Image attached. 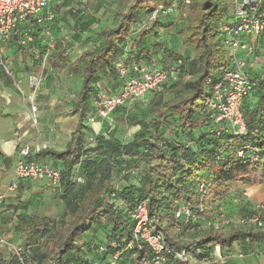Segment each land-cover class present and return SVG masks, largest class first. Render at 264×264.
Segmentation results:
<instances>
[{
  "label": "trees",
  "instance_id": "obj_1",
  "mask_svg": "<svg viewBox=\"0 0 264 264\" xmlns=\"http://www.w3.org/2000/svg\"><path fill=\"white\" fill-rule=\"evenodd\" d=\"M185 4L191 8V17L182 25L180 44L194 53L189 59L174 57L168 53L166 43L157 41L164 27L160 19ZM230 6L225 0H129L126 11L117 13L115 26L100 31L97 36L101 41L93 42L92 49L76 58V68L72 66L67 72L73 77L79 66L80 86L73 108L78 120L72 141L63 151L41 149L26 158L49 163L60 171L61 186L51 189L61 200L65 216L60 224L38 217L20 218L19 232L29 235L19 246L25 264H107L109 257L122 251L124 242L131 240L129 213L142 200L147 204L151 227L163 233L167 246L188 249L189 261L216 264L215 246L222 254L244 238L264 241L260 230L251 232L249 228L245 233L243 228L217 225L253 213V208L241 209L226 216L217 209L226 196L238 191L239 183L264 184V73L251 74L257 86L242 102L245 135L210 133L212 123L204 107L213 85L229 69L219 25L231 16ZM156 9L170 12L158 15L135 33L131 31L143 15L153 16ZM82 12L79 11L81 18ZM55 18L54 13V21ZM150 39L156 41L148 43ZM60 50L56 43L55 52ZM58 61V67L63 68L67 58L58 55ZM176 61L180 62V73L158 89L194 72L193 80L183 85L185 92H179L178 100L166 103L161 110L159 99L154 98L150 103L154 116L148 120L128 116L126 106L112 114L111 120L121 117L127 125L137 127L131 138L122 140L107 122L95 134L88 122H83L85 113L95 114L93 103L98 92L106 91L100 83L104 85L109 80L114 84L110 87H121L118 63L124 68L133 64L161 68ZM170 87H176V83ZM165 131L171 135L165 137ZM246 146L255 150V162L243 164L238 157L239 151L249 156ZM215 165L223 170L206 179L204 170ZM75 175L82 183L73 180ZM201 184L205 186L204 193L198 190ZM181 205L194 214L191 220L174 217ZM199 207L202 212L196 215ZM112 241L115 246H111ZM9 255L5 260L0 258V264H19L13 253ZM149 257L144 244L134 245V250L121 252L116 264H144ZM189 261L174 264H190Z\"/></svg>",
  "mask_w": 264,
  "mask_h": 264
},
{
  "label": "built area",
  "instance_id": "obj_2",
  "mask_svg": "<svg viewBox=\"0 0 264 264\" xmlns=\"http://www.w3.org/2000/svg\"><path fill=\"white\" fill-rule=\"evenodd\" d=\"M54 0H0V44L15 39L20 48H26L33 44L34 27L45 29L46 41L45 52L39 58L41 68L38 72L26 77V95L14 78L10 62L0 54V70L5 77L11 80L12 85L22 97L25 109L30 119L35 124L39 110L35 102L43 82V70L50 55L56 51V40L48 31V26L54 21V12L51 4ZM82 5L83 0H73ZM170 10L156 9L153 17L165 15ZM24 30H21V29ZM264 33V0H236L232 7L229 18L219 25L220 43L226 51L229 69L225 71L218 82L213 85L211 95L205 101V110L210 115L212 127L210 133L215 136L229 134L232 136H243L246 134L243 115L241 111L243 100L248 97L257 86V80L250 76V61L259 50V40ZM63 53V50H60ZM180 62H173L161 68H151L143 65H131L124 68L117 64L119 76L123 79L120 90L115 94H109L100 90L94 99L93 107L96 120L102 125L107 122L112 125L111 116L117 109L132 101H141L149 93L158 89L161 84L166 83L171 77L180 73ZM264 73V71H261ZM93 122V119H90ZM99 132V131H98ZM98 132H95L97 134ZM94 136L89 138L92 142ZM250 151L248 157L245 152L239 151L238 157L243 164L255 162V150L246 146ZM223 152V148L220 154ZM30 154L27 146L19 150L18 158L13 167V179L8 186V191H14L20 180L31 182H44L48 187L59 189L61 186V173L49 164L27 161ZM73 180L82 183V179L76 175ZM199 192L204 193L205 186L199 185ZM202 212L199 207L196 215ZM252 214L246 217L238 216L224 220L217 225L226 228H252L253 231L264 227L263 213L264 205H258L252 210ZM132 222L131 240L125 241L123 249L111 255L107 264H116L121 252L134 250V245L144 244L150 252V257L144 264H174L189 261V250H176L167 246L163 233L150 225L147 204L140 201L129 213ZM194 214L185 205L179 206L174 211L176 219L191 220ZM188 241V240H186ZM3 242L0 240V243ZM199 245V242L196 243ZM115 246V241L111 242ZM19 264H25L21 257V248L11 246ZM219 250L215 246V250ZM100 252L104 248H99ZM240 256V255H239ZM204 264H209L204 261Z\"/></svg>",
  "mask_w": 264,
  "mask_h": 264
},
{
  "label": "rangeland",
  "instance_id": "obj_3",
  "mask_svg": "<svg viewBox=\"0 0 264 264\" xmlns=\"http://www.w3.org/2000/svg\"><path fill=\"white\" fill-rule=\"evenodd\" d=\"M70 1L74 5H69L71 7L68 9V11H70V9L72 10L76 8L78 12L83 8L86 10L85 5L79 8L80 6L78 7V5L80 4L77 5V3L73 0ZM225 1L228 6H230L234 2V0ZM128 5L129 0H103L97 18V24H99V26L94 34L89 36L88 38H85V40L84 38H82L83 40L81 46H73L72 44H70V46H67L66 48L64 46V49L66 50V52L64 51L65 55H61L60 52L58 54H56L55 52L52 54L51 57H55L57 55L65 56L67 58V63L65 64V66L63 68H59L58 66H60V64H56L57 66H54V64H52V60H48L46 62L43 70L44 75L42 86L38 92L35 102L37 109L41 111L40 113L42 114L43 112L44 121L37 128H31L29 122H26L24 124L22 123L24 117L26 116L25 113L21 111V104H24L21 99L22 97L17 92V90L15 91V88L13 86H10L8 83H6V81L2 78V73L0 72V134H3V131L5 132L6 129H9L10 133L15 130L13 134L15 138L19 140L17 148L18 151L24 146H27L29 149L50 148L61 150L71 143L73 130L78 120L77 113L73 112V108L75 106V100L80 86V78L78 74L79 66L77 68L78 72H76L73 77H70L68 75V69H70L72 66L75 67L76 58L80 55L81 52L87 49H92L93 42L99 43L101 41L97 36L99 32L115 26L119 18L117 13L120 11H126ZM88 7H90L89 11H91V5H89ZM99 7L100 6H98V9ZM190 17L191 8L189 5L185 4L181 8L176 9L172 13V15L160 19V22L164 26L163 28L165 30L164 33L160 32V36L166 35L168 37V39L170 40V42L167 41V46H169V48L167 49L168 53L171 52L176 58L189 59L191 55H194V53L192 54L189 51L188 53L185 50L187 48L184 47V44H180L181 42H183L184 35V26L182 25L186 23L190 19ZM153 18L154 17L149 14L143 15L140 18L139 22L132 26L131 31L134 33L137 32L140 28L150 23ZM153 41H156V39H150L147 42L149 43ZM157 41L161 42V38H158ZM260 50L257 52L251 64H254V69L264 71V53ZM172 51H175L176 53H173ZM22 52L24 54L20 59H18V62L13 64V70L20 71L23 74V77L26 73L29 75L38 72L41 68L40 59H34L32 63L30 62V60L33 59L32 45L26 48H21V53ZM162 54L159 55L161 58ZM57 62L60 63L59 61ZM27 63L31 64L28 65ZM12 73L15 78V74L13 71ZM193 74L191 72L188 77H184L180 81H172L166 86L156 89L155 91L149 93L141 101H132L126 104L125 106L128 112V116L137 117L144 120L150 119L152 116H154V113L150 108V103L155 101L154 98L156 100L159 99L160 109H165L167 105L166 103L178 100L179 92H185L183 85L188 81L193 80ZM23 77L20 78L22 83ZM22 83H18L21 89ZM172 83H176V87H170ZM99 85L102 86V88H104L107 93H109L107 90L114 89L110 87L114 86V84H112V81L109 80L104 81V85L101 83ZM104 86H107L108 88ZM23 92L25 93L24 90ZM26 92L27 93L25 94H28L27 90ZM83 119V122H88V125L91 126L93 131L98 132V129H101L99 122L96 120L94 112L85 113ZM90 119H93V122H90ZM112 125L116 128L117 134L121 137L122 140L129 139L128 137L133 135V133L137 130L136 126L127 125L124 119H121V117H116L115 119H113ZM23 134L26 136H22ZM170 135V133L165 131V137H169ZM222 170L223 168L220 165L211 166L210 168H206L204 170V176L206 179H209L210 177L219 174ZM56 211H58V209H56L55 212ZM57 215L58 214H56V217ZM61 219L62 216L58 217V219L54 223L60 224ZM237 249L238 247H236V250ZM11 251L13 252V249ZM218 251L219 250L216 249V255H218ZM189 262L190 264H197L192 259H190Z\"/></svg>",
  "mask_w": 264,
  "mask_h": 264
},
{
  "label": "crops",
  "instance_id": "obj_4",
  "mask_svg": "<svg viewBox=\"0 0 264 264\" xmlns=\"http://www.w3.org/2000/svg\"><path fill=\"white\" fill-rule=\"evenodd\" d=\"M83 1L84 3L79 7L81 8V6L83 5L86 6V10L84 8L82 9V13L84 14L83 18H81L82 15H80L79 12L76 10L77 8L72 10L70 9V11H68V9L72 5H74L70 0H54L51 4L52 10L55 13L56 18L55 21L48 26V31L56 39L57 46L59 48L61 47V50L65 52L66 50L64 49V46L65 48L67 46L69 47L70 44H72L73 46H81L83 40L82 38H84L85 40V38H88L89 36L93 35L99 26V24H97V18L103 0ZM235 1L236 0H234V2ZM234 2L230 6L231 13ZM89 5H91V11H89ZM98 6H100L99 9ZM21 30L24 29L22 28ZM164 31V28L160 29V32L164 33ZM33 33V59L30 60L31 63L34 59H39L42 56L43 52L45 51L46 41L45 29H43L42 27H34ZM160 38L161 42L166 43V45L168 42H170L166 35L160 36ZM259 50L264 53V33L261 35L259 40ZM65 52L60 53L61 55H65ZM55 53L58 54L59 52L57 51ZM0 54L9 60L10 66L15 74L16 80L19 83H22L20 78L23 77V74L20 71L13 70L12 67L13 64L18 62V59H20L21 56L24 54L23 52L21 53V48L17 45L15 39H11L7 42L0 44ZM49 60H52V64H54L55 66L58 61V55L55 57H51ZM252 61H250L249 65L250 76H252L251 74L261 73L262 71L259 69H254V64H251ZM31 63L27 64L29 65ZM1 75L2 78L6 81V83H8L10 86H13L10 79H7L5 76H3V74ZM27 75V73L24 75L23 83L21 85L22 90H24L25 93H27ZM120 88L121 87L119 86L114 90L107 91L110 94H115L120 90ZM21 111L26 115L22 123L24 124L26 122H29L31 128H37L44 121L43 112L41 114L40 110L38 112L37 122L35 124L30 119V116L27 113L24 104H21ZM98 130L100 131V128ZM14 131L10 133L9 129H6L5 132L3 131V134H0V240L3 241L0 243V258L4 260L9 258V254L12 253L11 246H20L28 240L29 235H24L18 230L20 218L24 216L38 217L41 219H48L51 223H54L58 219V217L62 216L63 218L65 216V209L61 200L57 198L55 191L48 187L44 182H31L27 180H20L18 182V188L16 190L11 192L8 191V186L13 179L14 163L17 160V156L19 153L17 149L19 140L15 138L13 134ZM22 136L26 135L23 134ZM132 136L133 135L128 138H131ZM66 147L61 150L50 148L41 149L63 151L66 149ZM41 149L31 148L29 155H34ZM42 163L49 164L46 162ZM237 190L238 191H233L228 196H226L223 200L224 204L218 206L217 209L227 215V213L231 211L238 212L241 209L247 210L255 208L258 205H264V184L250 186L239 183L237 186ZM56 209H58V211H56L57 213L55 212ZM56 214H58L57 217ZM248 229L249 228H243L245 233H247ZM250 231L254 232L252 231V229H250ZM260 231L264 233V227ZM232 247L233 248L228 251H225V253L222 254L218 251V255H216L215 250V260L213 262L216 264H264V241L244 238L235 242ZM236 247H238L237 250Z\"/></svg>",
  "mask_w": 264,
  "mask_h": 264
}]
</instances>
